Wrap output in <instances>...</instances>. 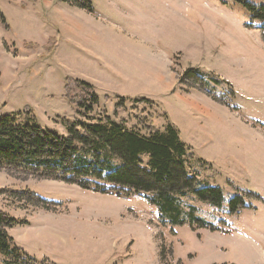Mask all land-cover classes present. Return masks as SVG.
<instances>
[{
    "label": "rangeland",
    "instance_id": "rangeland-1",
    "mask_svg": "<svg viewBox=\"0 0 264 264\" xmlns=\"http://www.w3.org/2000/svg\"><path fill=\"white\" fill-rule=\"evenodd\" d=\"M0 13V118L21 113L66 136L77 120L105 117L145 135L172 126L198 187L224 194L220 205L186 194L179 223L155 194L0 169V209L26 221L9 229L26 254L20 264H165L163 255L166 264H264V35L243 5L0 0ZM77 81L99 97L91 120L66 98L68 84L81 91Z\"/></svg>",
    "mask_w": 264,
    "mask_h": 264
},
{
    "label": "trees",
    "instance_id": "trees-1",
    "mask_svg": "<svg viewBox=\"0 0 264 264\" xmlns=\"http://www.w3.org/2000/svg\"><path fill=\"white\" fill-rule=\"evenodd\" d=\"M236 1L261 23L260 30L264 35V4L251 0ZM0 16L3 18L1 13ZM76 83L81 91L74 94L68 84L66 98L78 107L80 116L91 120L99 97L91 84ZM22 117L23 114L14 113L0 118V169L64 179L99 191L109 190L104 185L109 183L116 193L126 196L130 193L155 194L154 201L164 213L171 214L173 220H178L179 214L183 213L180 201L188 193L193 192L201 200L215 205L224 200L221 188L198 187L197 175L189 170L193 154L172 126L165 131L150 130L145 135L105 117L96 123L77 120L70 125L66 136L43 129L31 118ZM145 155H148L147 163L143 161ZM26 196L33 206L48 208L51 204L35 195ZM242 204L239 196L231 200L233 210ZM25 222L0 209V255L5 257V264H20L19 260L26 257L9 231ZM202 225L214 229L209 222ZM163 260L166 264V255Z\"/></svg>",
    "mask_w": 264,
    "mask_h": 264
},
{
    "label": "crops",
    "instance_id": "crops-1",
    "mask_svg": "<svg viewBox=\"0 0 264 264\" xmlns=\"http://www.w3.org/2000/svg\"><path fill=\"white\" fill-rule=\"evenodd\" d=\"M91 38H92V40H93V42H102L103 43V41H102V39L100 38V33H99V30H98V28L97 27H95L94 28V32L91 34ZM106 49L105 48H103V49H101V52H103V51H105ZM109 54V50L107 49V55ZM98 57L99 58H103V55L101 54V53H99L98 54ZM104 59H106L105 57H104ZM132 88H130V87H128V92H132V90H131ZM11 230V229H10ZM9 230V231H10Z\"/></svg>",
    "mask_w": 264,
    "mask_h": 264
}]
</instances>
